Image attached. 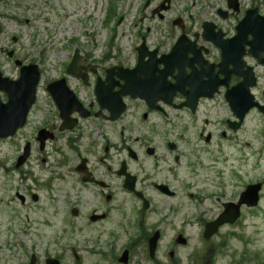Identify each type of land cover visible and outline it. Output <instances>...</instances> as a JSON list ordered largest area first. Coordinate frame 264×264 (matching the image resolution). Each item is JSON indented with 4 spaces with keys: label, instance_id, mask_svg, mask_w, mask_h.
I'll return each instance as SVG.
<instances>
[{
    "label": "flooded vegetation",
    "instance_id": "1",
    "mask_svg": "<svg viewBox=\"0 0 264 264\" xmlns=\"http://www.w3.org/2000/svg\"><path fill=\"white\" fill-rule=\"evenodd\" d=\"M241 10L238 7L231 13L239 14ZM226 14L221 24L214 23V40L219 46L200 37L202 26L192 37L189 29L179 27V36H185L193 46L182 53L185 59L172 60L174 71L167 78L170 84H175L174 78L182 68L184 83L176 84L178 89L210 91L216 85L215 95L210 99H197L192 110L184 107L186 99L181 93L174 96L171 104L156 102L153 108L138 102L140 105L135 106L137 110L130 116L135 121L140 118V125L146 127L143 133L138 131V121L136 125L131 122L118 127L130 111L131 105L127 103L131 100L125 99L126 110L118 121H112L111 114L100 110L95 94L98 83L101 94L110 99L105 79L112 67H106V61L82 55L77 70L72 71L78 72L80 77L66 72L70 66L67 63L59 78L41 82L39 90L44 100L41 101L37 93L24 127L16 130L12 138L0 140V215L7 213L2 211L3 204L9 208V203H15L20 208H36L43 217L32 221L20 233L10 229L9 239H6L7 234L0 233V264H215L219 256H227L228 249L232 250L233 230L238 222L219 226L209 240H204L203 236L206 226L229 211L225 206L236 203L235 184L241 179V171L235 169L234 172L232 167L218 170L215 151L209 148V143L196 147L203 136L211 139L214 135V131L207 133L211 124L203 107L217 99L223 101L229 116L220 125L218 141L234 144L241 153L246 151L257 161L253 168L258 170L259 161L264 162V116L261 119V113L254 111L259 122L258 131H253L254 144L244 143L240 135L244 125L231 130L235 119L224 96L242 79L232 74L224 87L221 71L225 67L223 62L228 59L231 64L227 70H232L236 55L242 49L241 60L252 69L256 79L251 93L263 104L264 66L248 54L243 38L231 41L243 15L229 26L226 21L230 14ZM177 39L168 46L167 52H163L161 46L147 47L150 51L157 49L153 63L169 53ZM250 40L251 37H247L245 42ZM222 50H225V58ZM133 58V63L126 68L137 64V56ZM260 58H264L262 53ZM147 62L152 68V58L145 56L144 63ZM155 66L159 71L163 69L160 64ZM19 70L16 67L13 78L1 73L14 81L19 77ZM61 79L83 107L80 111L68 91L64 92L62 85L56 84ZM114 82L122 85V82ZM117 91L118 88H113L110 93L114 95ZM83 92L85 98L80 95ZM53 94L62 99L58 104L65 119L60 118ZM0 102H7L1 91ZM155 137L159 138L163 151L159 161L160 149L154 145ZM201 151L212 154V165L204 164L197 157ZM167 157L175 164L179 159H186L183 169L190 176L200 177L201 186L178 180L179 165L166 170ZM244 157L239 155L238 161L244 163ZM146 159L154 163L150 170L143 166ZM159 162L163 165L159 166ZM202 171L206 173L204 176H200ZM261 172L262 179H255L264 186V171ZM208 182L211 187L204 185ZM42 202L46 209L37 208ZM11 212L20 216L13 207L8 211ZM54 221L60 231L58 236L51 240L39 239L42 237L39 227L53 226ZM191 227L197 228L200 252L193 251L191 246L188 235ZM153 237L156 243L151 246Z\"/></svg>",
    "mask_w": 264,
    "mask_h": 264
},
{
    "label": "rangeland",
    "instance_id": "2",
    "mask_svg": "<svg viewBox=\"0 0 264 264\" xmlns=\"http://www.w3.org/2000/svg\"><path fill=\"white\" fill-rule=\"evenodd\" d=\"M164 1L167 0H0V71L10 78L16 75L15 63L8 58V54L13 52V59L21 61L24 65L34 64L39 67L41 81L57 79L64 73V66L71 61L75 50H78L81 56L89 55L96 61H106V67L117 65L127 67L133 63L134 51L142 38L150 49L161 46L162 51L167 52L168 46L179 37V27L172 24L174 19H180L183 27L192 32L189 35L192 37L194 32L199 31L201 22L210 21L221 24L222 20L217 16L218 9L227 11V0H169L168 8L160 14L161 19L157 14L152 16L153 10ZM236 1L242 10L239 14L230 11L229 14H231L226 21L227 25H232L235 19L241 18L244 11L254 7L258 8L260 15H264V0ZM147 2V8L143 9ZM111 9L113 10L112 16L106 21ZM80 95L82 98L86 97L84 92ZM40 100H44L42 93ZM222 102L217 99L211 105L203 107L211 124L207 133L214 131V135L211 139H207L204 134L205 136L200 139L196 147L204 146L206 142L209 143V148L215 151L218 170L223 167H232L234 172L235 169L241 171V179L235 184V192L238 196L249 182L254 181L255 178H262L261 171H264V162L260 161V169L256 170L253 168L255 160L251 155L246 154V151L241 153L234 144L228 145L226 142L218 141L220 125L229 116ZM127 104L131 105L130 111L123 121L119 122L118 127L121 128V124L127 125L131 122L136 125L138 121V131L143 133L146 127L140 125V118L135 121L131 120L130 116L137 110L135 106L138 107L140 104L132 101ZM245 123L243 131L240 132L241 140H245L243 142L246 144H254L252 132L257 129L259 122L255 115L251 114ZM30 127L27 128L26 134L30 131ZM154 145L160 149V156L157 160L162 159L163 151L158 137H155ZM182 151H187V148H182ZM241 154L245 156L244 163L238 161L237 157ZM211 155V153L206 154L201 151L197 157L204 164L212 165ZM222 156L225 160L221 159ZM165 160H169L167 161L169 166H165L166 170L169 167L175 169V166L179 165L178 180L188 182L192 186H201L203 183L200 177L190 176L183 169L186 159L182 161L179 159L178 164H175L169 157ZM152 165L154 163L151 161L144 160L143 166L146 169L150 170ZM162 165L163 163L159 162V166ZM205 174V171H202L200 176ZM204 185L211 187L209 182ZM261 191L259 207L249 211L242 209L240 222L233 230L235 240L232 242V250L228 249L227 256H219L215 264H233V262L244 264L242 258L254 254L260 257L257 260L258 264H264V188ZM2 206L4 207L3 213H7L0 215V233L2 236L7 234L6 239L10 238V229H15L17 233H20L21 230L30 226L32 221L38 219L40 221L43 217L33 207L20 208L15 203H9V208L6 204ZM12 207L18 213L20 212L19 217H16L13 212L8 213L12 211ZM37 208L46 209L47 207L42 202L37 205ZM45 213L48 215V211ZM10 217L13 222L10 221ZM45 220L48 221L49 218L45 216ZM39 229L42 236L39 239L43 241L55 239L60 232L55 221L53 226L47 225ZM188 235L193 251L200 252L201 244L197 239V228L193 227ZM4 253L7 254V252ZM248 264L255 263L249 262Z\"/></svg>",
    "mask_w": 264,
    "mask_h": 264
},
{
    "label": "water",
    "instance_id": "3",
    "mask_svg": "<svg viewBox=\"0 0 264 264\" xmlns=\"http://www.w3.org/2000/svg\"><path fill=\"white\" fill-rule=\"evenodd\" d=\"M233 8L235 6H232ZM256 11L253 10V12H250L247 14V17L245 18L246 20L242 22V24L237 28V31L242 33V30L246 29L245 31H248L252 36L253 39L256 38V41L264 42V31L263 26L261 23H259L257 26L256 24H253V26H246L245 22L250 18L251 15L255 14ZM210 26L206 25L205 28ZM209 28L205 31L204 37H208L211 32ZM174 50L172 51V54L174 53ZM155 53V52H154ZM79 62V56L78 52L75 51L73 58H72V64H77ZM136 71V70H135ZM134 72V71H133ZM138 76L141 77L142 79L145 78L146 72L144 70H141ZM21 77L20 79L15 82L14 84H7L6 81H2V89L6 90L8 94V98H10L9 106L15 107L19 106L20 110H7V108L3 107V110L0 112V138H5L7 136L13 135L17 127L23 126L25 123V116L27 114V111L29 109V106L33 103L35 97V89H36V84L39 79V73H38V67L36 66H28L25 67L21 70L20 72ZM143 75V76H142ZM164 76L165 72H163L158 79V85H164L167 88L166 91H161L157 90L155 91V82L153 81L154 87H149L147 89H141V90H134L131 91L132 97L136 98L139 97L140 99H144L147 103L153 102L155 99H162L164 100L165 97L170 98V92L172 95L174 94L173 91L169 92V86L167 83L164 82ZM119 77L124 80H129L132 78V80H136V76L134 73L132 75L124 74L121 70L119 71ZM164 83V84H163ZM168 86V87H167ZM246 85L243 87L244 92L247 94L248 93V86ZM127 87H123L122 90L126 89ZM122 95H128L126 91H121ZM249 102V98L247 96L246 98V103ZM251 105L249 104L245 110H247ZM246 112V111H245ZM260 187L259 186H253L249 187L246 190V193L240 196V200L238 202V206L241 205L242 203H245L246 205H251L255 206L257 203V198H258V192H259ZM249 203V204H248ZM232 219H230V222H233L236 218L239 217L237 214V211L235 209L234 214L232 215ZM217 221L214 223V226L217 225Z\"/></svg>",
    "mask_w": 264,
    "mask_h": 264
},
{
    "label": "trees",
    "instance_id": "4",
    "mask_svg": "<svg viewBox=\"0 0 264 264\" xmlns=\"http://www.w3.org/2000/svg\"><path fill=\"white\" fill-rule=\"evenodd\" d=\"M108 16H109V17H110V16H112V13H111V12H109Z\"/></svg>",
    "mask_w": 264,
    "mask_h": 264
}]
</instances>
